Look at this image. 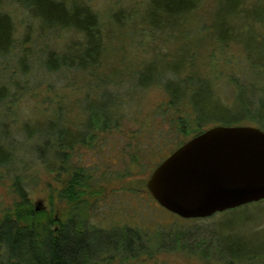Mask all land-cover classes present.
<instances>
[{"label": "rangeland", "instance_id": "1", "mask_svg": "<svg viewBox=\"0 0 264 264\" xmlns=\"http://www.w3.org/2000/svg\"><path fill=\"white\" fill-rule=\"evenodd\" d=\"M64 1L90 5L102 22L104 50L95 69L84 72L60 64L50 69L49 54L66 55L70 46L83 41L82 35L50 30L17 0H0V12L14 23L13 47L0 55V88L5 87L7 95L0 102V144L14 156L11 165L0 168V221L25 216L15 187L19 179L31 208L44 218L91 221L106 230L130 227L141 236L145 251L133 257L106 255L100 264H224L218 255L221 236L242 237L251 244L249 257L253 252L264 256V202L241 213L184 219L161 207L146 188L154 167L186 140L177 130L179 118L194 117L188 100L169 107L162 83L137 84L147 65L162 69L161 81L173 77L190 80L189 85L211 82L216 98L226 105L232 103L237 84L257 89L264 85V68L246 71L240 35L235 33L226 43L214 38V14L222 0H204L174 30L150 27L147 0ZM260 1L264 3L249 0V5ZM250 28L264 36V23ZM179 54L185 57L175 76L170 66L179 61ZM104 97L114 103L111 130L97 132L89 145L74 146L70 163L88 168L98 184L71 199L63 189L68 174L47 170L38 148L53 125L50 121L72 133L85 131L89 107L101 105ZM243 126L257 127L253 122ZM56 161L58 168L64 165ZM126 173L129 176L121 178ZM39 202L43 209L36 211ZM260 262L264 264V257Z\"/></svg>", "mask_w": 264, "mask_h": 264}, {"label": "trees", "instance_id": "2", "mask_svg": "<svg viewBox=\"0 0 264 264\" xmlns=\"http://www.w3.org/2000/svg\"><path fill=\"white\" fill-rule=\"evenodd\" d=\"M17 1L28 8L44 27L50 30H74L83 37L81 43H74L69 47V53L62 57H55L50 53L47 59L50 69L57 70L60 64L62 67L85 72L98 66L104 50L103 25L90 5L68 4L64 0ZM147 1L150 27L153 30H174L184 25L204 0ZM261 2L263 1L249 5V0H222L214 14L212 29L218 42L226 43L235 33L240 35L237 40H241L243 44L246 71L258 72L264 68V36L256 35L250 28L252 24L264 23V3ZM237 23H240L239 26ZM242 23L246 24V28L241 27L239 31ZM13 34V20L8 13L0 12V55H6L12 49ZM184 57V54H179V61H174L170 66V71L175 76L181 70ZM161 70L152 63L147 65L140 73L137 84L148 87L154 83H162L168 95L169 107L175 108L188 100L194 117L179 118L177 130L186 140L179 142L160 163L184 143L215 126H243V123L253 122L264 131V85L257 89L245 83L237 84L232 103L226 105L216 98L211 82L206 80L189 85L192 83L190 80L173 77L161 81ZM6 97V89L1 87L0 102ZM96 105H92L91 110L89 107L86 130L83 132L72 133L67 129H59L53 127L55 124L50 121L53 125L43 146L38 148L39 158L47 170L58 173L63 169L68 174L63 189L71 199L83 195L98 184L88 168L76 163L70 164L74 146L89 145L96 139L97 132H106L112 128L113 101L110 97H104L99 108ZM68 151H71L70 154ZM60 159L64 165L58 168L56 160ZM13 161L10 149L0 144V168L11 165ZM128 176L129 173H126L121 178ZM15 187L25 216L14 214L0 221V264H100L106 260V255L133 257L145 251L140 242L141 236L130 227L106 230L96 227L91 221L70 218L58 223L50 215L44 218L43 212L37 213L31 208L29 193L21 180H16ZM258 203L224 213L242 212ZM219 239L221 252L218 255L224 264H262L260 261L264 256L261 253L253 252L248 256L251 244L243 241L242 237L221 236ZM160 242L161 240L158 248ZM202 250L201 255L207 254Z\"/></svg>", "mask_w": 264, "mask_h": 264}, {"label": "water", "instance_id": "3", "mask_svg": "<svg viewBox=\"0 0 264 264\" xmlns=\"http://www.w3.org/2000/svg\"><path fill=\"white\" fill-rule=\"evenodd\" d=\"M146 188L161 207L184 219H207L264 201V131L209 128L160 163ZM42 209L39 202L36 211Z\"/></svg>", "mask_w": 264, "mask_h": 264}]
</instances>
